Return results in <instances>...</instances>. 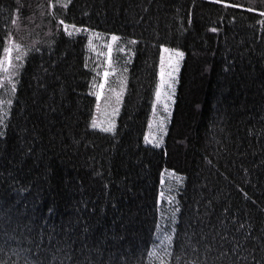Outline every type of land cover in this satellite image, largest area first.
<instances>
[{
	"label": "trees",
	"instance_id": "16d2710c",
	"mask_svg": "<svg viewBox=\"0 0 264 264\" xmlns=\"http://www.w3.org/2000/svg\"><path fill=\"white\" fill-rule=\"evenodd\" d=\"M9 41L0 264H160L165 236V264H264V0H0ZM161 46L184 55L158 119Z\"/></svg>",
	"mask_w": 264,
	"mask_h": 264
},
{
	"label": "snow or ice",
	"instance_id": "6c2138e0",
	"mask_svg": "<svg viewBox=\"0 0 264 264\" xmlns=\"http://www.w3.org/2000/svg\"><path fill=\"white\" fill-rule=\"evenodd\" d=\"M77 31H79V29H77ZM69 35H71V33H69ZM118 40H120V37L118 35L111 34L110 41L107 43V49H108V54H107L108 55V60H107V63H108L109 66H111L113 64V61H112L113 43L118 41ZM131 42L135 43L134 40L131 41ZM93 47L95 48V45H93ZM161 47H163V46H161ZM19 48H20L19 44H14L11 41L8 42L7 46L3 47L2 50H3L4 55L0 56V70H2L5 73H8L9 75H8V77L0 76V82H3V80H5L6 78L10 79L11 75L14 74V72H13V64H12V61H13L12 53H13L14 49L18 50ZM120 51H124V49H120ZM165 51H167V49H165ZM174 51H175L176 59H177V63H178L179 58L182 57L184 55V53L179 51L178 49L174 50ZM15 59L16 60H20L21 56L18 55V56L15 57ZM175 70L176 69L173 66V70L171 72H165L164 67H163V62H162V65H161V84L167 83V81H165L164 77L166 75H168V76L174 75ZM115 71H116L115 67H112V72H115ZM102 75L104 77V80H102L100 82V84H99L100 91H97V93H96L97 100H99L100 96L103 95V89L105 87V82L107 81V78L110 75V73L107 70V68L104 70ZM11 83H12V90L14 91L15 87H16L15 81H11ZM169 86L171 87V85H169ZM115 94H116L117 103H118L119 99H120V94H119V92H116ZM156 94H157V98H159L160 95H161L159 86L157 88V93ZM3 103H4L3 101H0V105H2ZM7 103L11 104L12 101L8 100ZM165 107H167L166 104H165ZM3 122H4L3 119L0 118V124H3ZM96 126L97 125L94 123L93 127H96ZM104 130L105 131H114V127L110 126L109 128H106ZM3 134H4L3 132H0V135H3ZM165 241L168 242V245L163 247L162 251L159 254H157V252L155 251V249L157 247L155 244L153 245V250L150 253L152 256H154V257H156L157 259L160 260V264H165V261L163 260V257L167 256L170 253V251H171V249H170L171 237L165 236ZM162 243H164V242H162ZM209 247H211V245H209Z\"/></svg>",
	"mask_w": 264,
	"mask_h": 264
},
{
	"label": "rangeland",
	"instance_id": "374dc122",
	"mask_svg": "<svg viewBox=\"0 0 264 264\" xmlns=\"http://www.w3.org/2000/svg\"><path fill=\"white\" fill-rule=\"evenodd\" d=\"M109 41H110V38H108L106 36L99 35L98 33L96 34L93 32L89 33V45H88V47H89V50H90L91 55H92L91 57H93V60L100 61L102 56H107V54H108L107 43ZM93 45H95V48L93 47ZM165 49H167V51H165ZM174 50H177V49L168 48V47L163 46L161 48V52H160L161 55H160V65H159V71H158L157 88L159 86L161 95L159 98H157V94H156V103L160 105V109H158L157 112H161V113L159 115H157L158 119L162 118V116L167 115V113L164 110L168 109V106H169L170 100H171L172 91H173V93H175V87H174L175 86V80L178 77V71L180 68V63H181L182 57L179 58L178 63H177L176 54H175ZM98 61H97L96 65H98ZM162 62H163V67H164L165 72H171L173 70V66L176 69L174 75H172V76L166 75L164 77L165 81H167V83H164V84H161V65H162ZM169 85H171V87ZM157 88H156V93H157ZM92 89H93V91L95 89V92H96L95 83H93ZM165 104L167 105V107H165ZM105 128H109L107 124L105 125Z\"/></svg>",
	"mask_w": 264,
	"mask_h": 264
}]
</instances>
